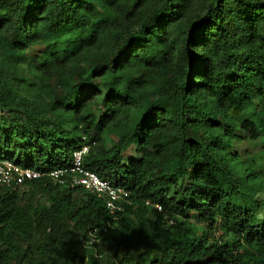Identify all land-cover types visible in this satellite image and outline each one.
I'll list each match as a JSON object with an SVG mask.
<instances>
[{"label": "trees", "instance_id": "trees-1", "mask_svg": "<svg viewBox=\"0 0 264 264\" xmlns=\"http://www.w3.org/2000/svg\"><path fill=\"white\" fill-rule=\"evenodd\" d=\"M181 5L159 0L143 12L142 0H0V161L48 173L89 144L86 166L131 193L114 221L98 196L47 177L26 192L0 190V264H264V205L254 198L264 166L242 165L230 144L264 138V0H202L188 22ZM111 28L117 44L97 65L57 74ZM34 46L45 50L30 57ZM6 59L34 66L24 82L51 90L46 109L64 110L75 126L41 115L8 81ZM96 76L110 81L95 86ZM125 109L135 113L129 125L111 127ZM105 134L117 142L95 151ZM130 145L140 159L126 163ZM37 192L48 193L43 210L58 219L43 237ZM113 234L125 251L104 257L99 247Z\"/></svg>", "mask_w": 264, "mask_h": 264}, {"label": "rangeland", "instance_id": "rangeland-1", "mask_svg": "<svg viewBox=\"0 0 264 264\" xmlns=\"http://www.w3.org/2000/svg\"><path fill=\"white\" fill-rule=\"evenodd\" d=\"M128 1L130 3L136 1V0H124ZM143 4V12L151 11L153 9H156L159 5V0H142ZM202 7V0H182V5L180 8V14H181V20L183 22H188L190 19L194 18L195 15L201 11ZM114 33V28H111L108 30L107 35L103 38V41L97 43L95 47H92L89 49L83 57H79V59L75 60L74 62H71L70 64H67L66 66L59 65L56 72L57 74L62 77H68L76 74L80 70H84L88 65L93 66L94 64L97 65L117 44V39H115L112 34ZM45 50L44 46H34L30 48L29 55L30 57H38L43 51ZM1 66L4 69V72L6 74V77H8V81L12 83L14 87L21 90L25 95H27L29 99V103H31L34 107H36L37 111L41 113V115H44L47 119H52L57 117L58 121L61 123L63 128H72L75 126V122L73 124L68 119V116L66 115L67 112L64 110L60 111H50L49 109H46V103L51 101L49 92L47 90L41 89L40 82H36L35 88L30 87L26 82H24V78L26 77H32L35 75L34 66H30L27 63H16L15 61L11 59H6V62L1 61ZM130 73H146L141 68L135 67L129 71ZM110 81V79L106 76H96L95 78V86H102L104 84H107ZM53 89V88H52ZM59 93V92H58ZM62 113V114H61ZM6 114V112L4 113ZM75 116V115H74ZM80 115L75 116L76 123L79 120ZM118 119L115 120L111 127L117 128L118 130L124 131V128L129 125V120H131L132 116H135L134 111H131V109H125L123 112H121L118 115ZM78 126V132L82 134V131L84 130L83 127L77 123ZM107 126L109 124L107 123ZM239 134V133H238ZM118 137H116L115 134H105L102 137V140L97 143V146L95 148V151L102 150L104 147L106 149H110L112 146L115 145L117 142ZM231 153L234 155V157L237 159H240L242 162H247V164L242 165H260L264 166V138L259 139L257 141H250L242 136L231 138ZM125 162H130L133 160H139L140 154H138L137 148L135 145H130L125 153ZM233 170L237 172L242 171V167L238 164L231 163ZM254 182V181H253ZM258 191L255 192L254 198L262 203L264 205V187H260L257 189ZM245 195L246 193L243 192ZM33 205L38 207L39 213L36 214L35 217H37L36 226L37 228L40 227L39 236L43 237L45 231L50 232L52 230H56L57 226L51 227V223H56L58 219H53L48 216V214L43 210L45 207L50 208V201H49V195L47 192H37L36 196L32 197ZM246 198L248 201L250 199L252 200V193L249 192L248 195H246ZM262 215L260 212V217L264 218V207H262ZM70 231H73V229H69ZM65 232L64 238L68 237L70 234ZM62 233V232H61ZM74 234V233H71ZM119 248L117 251L124 252L125 250L120 245L118 246V240L116 235H111V241L109 243H102L99 247V250L104 254L105 256L112 255L116 251V249Z\"/></svg>", "mask_w": 264, "mask_h": 264}, {"label": "built area", "instance_id": "built-area-1", "mask_svg": "<svg viewBox=\"0 0 264 264\" xmlns=\"http://www.w3.org/2000/svg\"><path fill=\"white\" fill-rule=\"evenodd\" d=\"M90 149L91 145H83L73 153L70 167L48 173L25 168L9 161H0V190L13 189L21 193L26 192L30 188L31 181L47 177L62 188L69 190L81 188L98 196L104 202L109 217L115 221L125 212L126 205L131 204V193L126 188L115 186L111 181L101 178L86 166V157ZM158 209L161 211V207L158 206ZM173 223L170 221L171 225ZM107 227L111 225L104 227L103 230ZM91 236L93 243L99 242L96 234Z\"/></svg>", "mask_w": 264, "mask_h": 264}, {"label": "clouds", "instance_id": "clouds-1", "mask_svg": "<svg viewBox=\"0 0 264 264\" xmlns=\"http://www.w3.org/2000/svg\"><path fill=\"white\" fill-rule=\"evenodd\" d=\"M56 170V169H55Z\"/></svg>", "mask_w": 264, "mask_h": 264}]
</instances>
